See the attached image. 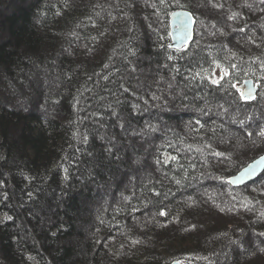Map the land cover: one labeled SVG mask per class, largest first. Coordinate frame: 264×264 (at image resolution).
<instances>
[{"label":"trees","instance_id":"16d2710c","mask_svg":"<svg viewBox=\"0 0 264 264\" xmlns=\"http://www.w3.org/2000/svg\"><path fill=\"white\" fill-rule=\"evenodd\" d=\"M21 1L0 13V264H264V175L227 182L264 154V2Z\"/></svg>","mask_w":264,"mask_h":264},{"label":"water","instance_id":"95a60500","mask_svg":"<svg viewBox=\"0 0 264 264\" xmlns=\"http://www.w3.org/2000/svg\"><path fill=\"white\" fill-rule=\"evenodd\" d=\"M180 21H185L184 26H181ZM169 36L170 42L169 47L172 49H182L189 45L194 38L195 31V18L194 15L188 10H176L173 11L169 16ZM251 92V96L248 93ZM243 99L252 102L258 93V86L253 80L247 79L243 81L241 85V96ZM264 154L255 158L249 162L244 168H242L238 173L228 178L227 182L232 188L243 187L257 178L261 177L264 173V162H261V158ZM251 166L255 169L254 172L245 170ZM170 264H182L181 262H172Z\"/></svg>","mask_w":264,"mask_h":264},{"label":"rangeland","instance_id":"374dc122","mask_svg":"<svg viewBox=\"0 0 264 264\" xmlns=\"http://www.w3.org/2000/svg\"><path fill=\"white\" fill-rule=\"evenodd\" d=\"M18 0H16V2H17ZM16 2H14V0H0V13H1V15L2 14H7L8 12H10V11H12L14 8H15V6L17 5V4H22L21 2V0L20 1H18V3H16ZM26 2H27V0H26ZM25 4H27V3H25ZM206 11H204L203 13H202V17H203V20L205 21L204 23H205V25L201 28V30H202V32L205 34V36H210V34H214V32H212L211 31V29H210V26L208 25V23H207V20L205 19V18H207L206 17ZM222 19L220 20V22H217V26H218V28H222V30H224L225 28H227V22L226 21H224V18L223 17H221ZM203 33H202V35H203ZM222 37H223V35H222ZM2 38V37H1ZM224 39H226V41H227V43H231V39H230V37L228 36V37H223ZM4 39V38H3ZM264 99V98H263ZM261 140V142L260 141H257V140H254V143L255 144H264V142L262 141L263 140V138H261L260 139ZM240 144V143H239ZM240 149V150H239ZM242 151H243V146H241L240 148H236L235 150L233 149H229L228 150V155H229V158L230 159H232L233 161H236L237 159H239V157H240V155H242L241 153H242ZM241 158V157H240ZM263 175H264V173H263ZM262 175V176H263ZM264 177V176H263ZM260 178V177H259ZM259 178H257L256 180H258ZM256 180H254V181H256ZM253 181V182H254ZM252 183V182H251ZM251 183H249V184H251ZM249 184H247V185H245V186H243V187H239L238 189H240V188H244V187H246V186H248ZM263 189H264V187H262ZM110 189H112V187L111 186H108L107 188H105V189H103V193L104 194H106V193H108V195L110 196ZM237 189V188H236ZM262 193H264V192H262ZM264 195V194H263Z\"/></svg>","mask_w":264,"mask_h":264},{"label":"snow or ice","instance_id":"6c2138e0","mask_svg":"<svg viewBox=\"0 0 264 264\" xmlns=\"http://www.w3.org/2000/svg\"><path fill=\"white\" fill-rule=\"evenodd\" d=\"M163 2H164V0H161V3H163ZM262 2H264V0H262ZM180 23H181V26L183 27L184 24H185L186 22H185V21H180ZM233 67H235V65H233ZM227 75H229V73H228L227 70H225L224 73H223V76H221L220 79H223L224 76H227ZM212 83H213V84H219V83H220V80L213 79V80H212ZM243 95H244V94L242 93V97H243ZM248 96H251V92L248 93ZM259 135H260L261 137H264V131H261V132L259 133ZM172 159H174V157H172ZM261 162H264V157L261 158ZM245 171H246V172H249V171L254 172L255 169L252 168L251 166H249V168L246 169ZM165 214H166V213H164V212H161V213H160V215H165ZM8 219H11V217H8Z\"/></svg>","mask_w":264,"mask_h":264}]
</instances>
